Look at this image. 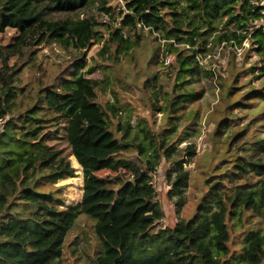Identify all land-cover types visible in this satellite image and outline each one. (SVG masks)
Returning a JSON list of instances; mask_svg holds the SVG:
<instances>
[{
  "label": "trees",
  "instance_id": "obj_1",
  "mask_svg": "<svg viewBox=\"0 0 264 264\" xmlns=\"http://www.w3.org/2000/svg\"><path fill=\"white\" fill-rule=\"evenodd\" d=\"M115 1L0 0V34L16 31L13 42L0 49V120H5L0 134V264H61L67 235L82 212L94 221L100 242L92 264H264V131L245 139L244 156L223 151L222 163L228 165L210 170L197 213L172 227L159 225L164 212L152 183L161 162L169 163L167 197L175 199L179 213L189 186L185 165L196 156V145H180L189 136L186 129L175 143L172 139L187 104L202 96L193 85L201 76H213L197 56L204 58L222 43L242 46L250 37L251 48L264 58V31L247 29L256 8L251 0H123L116 12ZM100 14L112 20L100 21ZM138 31L154 34L151 41L158 44L157 49L151 45L144 66L135 67L143 69V89L152 110L162 116L163 127L155 131L147 120L134 119L115 89L103 103L90 96L82 71L93 44H102L99 58L116 64L118 53L125 56L141 45ZM50 41L78 54L51 82L40 75L19 85L24 62L9 65V59L25 55L27 66H39L37 47ZM113 45L116 55L111 57ZM162 45L164 55L175 62V78L164 81L168 90L163 83L156 85L159 73L152 69ZM259 71L263 82L260 89L248 90L247 100L264 98V65ZM94 82V89L102 83L106 89L109 75ZM219 82L215 88L224 98L236 94L235 86ZM226 115L216 122L214 144L221 128L232 125ZM240 131L231 129L224 137L227 150ZM60 140L83 174L101 183L98 191L110 196L103 215L88 213L80 204H57L59 196L50 186L75 170ZM213 153L211 159L217 156ZM101 171L114 175L96 177ZM248 223L254 226L247 229ZM230 229L243 231L238 253L231 251Z\"/></svg>",
  "mask_w": 264,
  "mask_h": 264
},
{
  "label": "rangeland",
  "instance_id": "obj_2",
  "mask_svg": "<svg viewBox=\"0 0 264 264\" xmlns=\"http://www.w3.org/2000/svg\"><path fill=\"white\" fill-rule=\"evenodd\" d=\"M116 6V12L119 7H123V0L113 2ZM100 21H111L110 17L98 15ZM117 25V23H114ZM102 33L105 39L108 37V31L103 30ZM140 35V46L136 50H129L127 55L117 54L118 62L115 64L111 60H102L98 57V51L102 44H93L86 51V66L82 69L84 76L88 82L86 91L90 96H95L97 101L103 103L106 100H111V89H115L118 93L120 103L133 110V117L143 118L147 120L152 130H158L163 127L161 113L152 110L148 95L143 89L142 82L145 80L143 69L136 68L144 66L148 56L152 53V47L158 48V44L151 41L155 35H147L144 31H138ZM16 36L14 29H7L0 34V49L5 45L13 42ZM135 39V37H133ZM162 44V41L160 42ZM251 38L248 37L243 41L242 46L232 45L230 43L220 44L217 47L210 48L200 58L203 62L204 70L211 71L212 77L201 76L200 81L193 85V90L201 92L202 96L187 104L185 112L181 114V118L177 121L176 134L173 135L175 143L181 137L184 129L189 132V136L180 144L193 142L196 145V156L185 165V169L189 172V186L185 191V203L181 210L176 212L174 206L175 199H168L167 192L171 188L169 181L166 179V171L169 163L161 162L155 173L152 175V183L156 189V199L164 212L163 219L159 222L161 227H172L176 222L183 218H190L197 213L198 205L202 195L207 191L206 181L210 179V170L215 166L224 167L228 164L222 163L223 151L232 152V155L244 156L242 150L245 139H252L256 135L264 131V98L247 100L244 95L252 88L260 89V84L263 82L260 76L259 67L264 65V58L256 55L255 49L251 48ZM152 45V47H151ZM222 46V47H221ZM115 45L111 47V57L115 56ZM161 52L158 56V64L154 66V70L159 73L157 86L163 83L164 90L170 88L169 83L173 81L176 75L174 57L172 55H164V45L160 46ZM35 51V47H32ZM157 53V52H156ZM78 54L73 48L65 49L57 42L50 41L37 47L36 67L27 65L28 56H13L9 59V65L15 62L19 65L24 62L23 70L19 77L21 82L19 85H24L27 81L35 80L37 76H44V80L50 81L53 76L60 70L66 69L74 55ZM155 57V56H154ZM157 60V59H156ZM26 61V62H25ZM258 67L252 72L251 65ZM99 64L101 67L99 68ZM107 65H109L107 67ZM106 66V71L103 68ZM98 67V68H97ZM136 67V68H135ZM248 67V68H247ZM128 69L129 71H126ZM109 75L110 85L108 88H103L104 84H98L96 89L93 88L94 81L101 80L105 75ZM115 78V79H114ZM166 83H165V82ZM221 82L222 86H235V95L224 98L220 91L215 88L216 83ZM219 82V83H220ZM27 88H31L32 84H26ZM214 87V88H213ZM148 93H151L150 90ZM164 101L159 98V105H163ZM220 109V111H219ZM226 109L228 118L232 121L230 128L222 129L217 136L218 143L214 144L212 133L216 127V122L225 114L221 111ZM180 114V113H178ZM16 117V116H15ZM158 128V129H157ZM240 128L242 131L236 136L232 145L227 150L223 144L224 137L230 133L231 129ZM59 146L63 147L65 153L74 167V175L65 179H60L50 186L51 190L57 192L59 196L58 205H83L84 210L91 214L101 216L105 212L104 203L110 199L107 193L99 192L101 183L95 180L93 175H84L81 166L76 159L69 155V147L64 140H60ZM214 151V153H213ZM212 153L216 158H212ZM113 176L114 173L109 171H101L96 174V177ZM49 188V187H48ZM94 221L85 213H81L75 219L69 234L64 243L61 264H92L94 254L99 249V240L93 230ZM159 226V227H160ZM253 223L246 225L247 229L253 227ZM264 231V229H263ZM243 231L240 229H230L229 245L232 252H239L241 249V239Z\"/></svg>",
  "mask_w": 264,
  "mask_h": 264
},
{
  "label": "built area",
  "instance_id": "obj_3",
  "mask_svg": "<svg viewBox=\"0 0 264 264\" xmlns=\"http://www.w3.org/2000/svg\"><path fill=\"white\" fill-rule=\"evenodd\" d=\"M250 4L252 7L256 8L257 15L249 19L247 29L250 31V33L257 30L264 31V0H251ZM250 33L249 36L251 35ZM200 58L201 57L197 56L199 63H203ZM4 125L5 120H0V134L4 131Z\"/></svg>",
  "mask_w": 264,
  "mask_h": 264
}]
</instances>
